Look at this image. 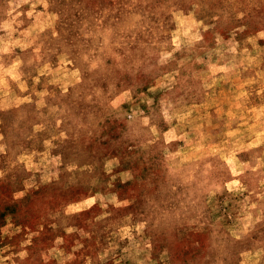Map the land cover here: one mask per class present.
Segmentation results:
<instances>
[{"label": "rangeland", "instance_id": "obj_1", "mask_svg": "<svg viewBox=\"0 0 264 264\" xmlns=\"http://www.w3.org/2000/svg\"><path fill=\"white\" fill-rule=\"evenodd\" d=\"M0 264H264V0H0Z\"/></svg>", "mask_w": 264, "mask_h": 264}, {"label": "clouds", "instance_id": "obj_2", "mask_svg": "<svg viewBox=\"0 0 264 264\" xmlns=\"http://www.w3.org/2000/svg\"><path fill=\"white\" fill-rule=\"evenodd\" d=\"M190 32H192V28H191V27H189V28H187V29L185 30L184 35H188V33H190ZM193 39H202V37H201V36H198V35H194V36H193ZM179 41H180V36L177 35V36L174 38V44H175L177 47L179 46ZM174 51H175V49H174ZM167 55H168V56H172V55H173V52H169ZM145 91H148V87H147V86H145ZM225 161L228 162V158H227V157H225ZM252 207H255V205H253ZM248 219H251V216H249ZM246 227H247V225H246ZM69 231H71V230H69Z\"/></svg>", "mask_w": 264, "mask_h": 264}]
</instances>
